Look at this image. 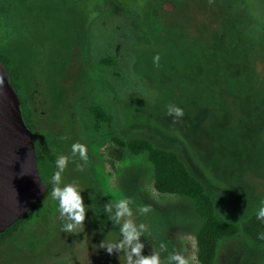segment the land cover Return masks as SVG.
Segmentation results:
<instances>
[{"label":"rangeland","instance_id":"1","mask_svg":"<svg viewBox=\"0 0 264 264\" xmlns=\"http://www.w3.org/2000/svg\"><path fill=\"white\" fill-rule=\"evenodd\" d=\"M218 16L231 19V26L224 23L237 34L228 41L240 47L239 59L225 61L224 52L208 44ZM106 55L117 65L101 66ZM2 56L20 72L16 93L21 113H34L36 147L68 157L61 186L88 188L80 193L83 222H97L98 234L65 231L50 195L0 241V264H126L123 250L109 254L100 246L120 239L104 207L125 197L133 202L131 219L145 226L142 254L163 244L162 260L179 252L197 264L194 234L201 219L193 201L158 193L144 155L121 150L111 167L108 152L119 148L112 137H144L175 151L221 216L241 222L259 210L264 118L236 120L248 114L241 110L247 99L264 113V0H0ZM89 104L112 115L109 127L92 129ZM170 105L183 116L168 115ZM77 143L86 148V162L72 152ZM140 206L149 211L139 213ZM214 264H264V246L244 234L223 239Z\"/></svg>","mask_w":264,"mask_h":264},{"label":"trees","instance_id":"2","mask_svg":"<svg viewBox=\"0 0 264 264\" xmlns=\"http://www.w3.org/2000/svg\"><path fill=\"white\" fill-rule=\"evenodd\" d=\"M224 20H227L229 24L231 22V19L228 17L218 16L214 21L218 24V27H214V25L210 26L211 31L213 32L208 44L211 45L214 52H224L223 58L225 61L239 59V57H241V50H239L240 47L238 45H232V43L228 41L233 35L234 39H237V34L233 32V29H230V27L225 25ZM219 40L222 42L218 43ZM0 61L7 71L9 82L17 92L20 87L19 81L21 79L19 70L7 57H0ZM99 64L101 66H115L117 65V61L112 55H106L99 59ZM263 68L264 60L259 72H262ZM251 100L252 99H247L241 104V110L245 108L248 114H245V116L240 115L236 120L238 124H241L243 119L246 121L250 120L251 122H257L260 118H264V113L258 111L260 106H256V108H252L250 106L251 104L247 106V102ZM20 104L21 100L19 99V105ZM86 113L89 116L90 125L95 132L106 129L112 122V115L99 105H87ZM21 115L24 124L32 132V127H34V113L28 112L24 115L21 113ZM215 117V119H218L220 116L215 115ZM111 139L114 144L119 147L118 149L114 148L108 152L113 158L106 159L105 161H107L111 167L114 168L115 160H120L123 157L122 152L124 150L132 155H144L151 167L153 187L158 193L172 196H183L193 201L194 212L201 219L200 226L194 234V255L197 264H214L221 240L234 238L238 236V234H244L246 239L253 244L264 246V238H261V234H264V221L257 219L258 210L253 211L241 222H236L231 218L228 219L221 216L217 212L218 210L215 202L202 184V181L190 173L187 169L186 163L179 158L175 151L155 146L147 138L139 136L130 137L127 140L119 139L117 137H112ZM34 146L35 153L38 156H41L45 161H48V166L49 164L52 165V158L55 156L52 155L48 149L37 148L35 142ZM54 171L55 170L49 166L46 168L45 172L42 173L44 175L43 180L47 182L49 196L54 187L51 183V176ZM80 188L85 196L88 188ZM41 203L42 202L39 204L36 203L22 217L1 232L0 241L7 238L8 235L22 223L21 221H24L33 210L35 211L37 208L39 209ZM51 224L52 232L56 233L57 230L58 232L61 230L58 222H51ZM83 226L87 229L92 228L93 230L96 228L97 222H83V225L80 227ZM73 233L75 237L80 236L77 229H75V231L73 230ZM51 234L52 233L50 232V236ZM44 235H48V233L46 232ZM36 236L41 238L43 236V231L41 230V232H37ZM62 237L66 239L64 235H62ZM45 238L47 237L45 236Z\"/></svg>","mask_w":264,"mask_h":264},{"label":"water","instance_id":"3","mask_svg":"<svg viewBox=\"0 0 264 264\" xmlns=\"http://www.w3.org/2000/svg\"><path fill=\"white\" fill-rule=\"evenodd\" d=\"M37 169L33 134L24 124L19 99L0 61V233L46 193Z\"/></svg>","mask_w":264,"mask_h":264},{"label":"clouds","instance_id":"4","mask_svg":"<svg viewBox=\"0 0 264 264\" xmlns=\"http://www.w3.org/2000/svg\"><path fill=\"white\" fill-rule=\"evenodd\" d=\"M167 114L175 117L183 116V109L170 105ZM73 154L78 153L83 161H87L86 148L82 144H73ZM68 163V157L60 155L55 160L56 170L51 176V183L54 185L51 191V198L58 201V212L60 218L64 221L62 227L65 231L72 232L77 226L83 225L85 219V207L80 195L82 189L75 183H65L61 186V174L64 172ZM133 204L130 198H121L115 202L106 203L104 212L108 219L119 226L120 239L110 241L107 244L101 242L103 247L109 254L115 249L117 253L121 250L126 255V264H189L185 256L179 252L169 254L165 260L161 259V251L165 250L163 244L160 250L151 254H142L144 244L139 240L145 226L137 224L131 219ZM137 211L146 213L149 209L146 206H140ZM257 219L264 221V201L257 212ZM264 238V234H261Z\"/></svg>","mask_w":264,"mask_h":264},{"label":"flooded vegetation","instance_id":"5","mask_svg":"<svg viewBox=\"0 0 264 264\" xmlns=\"http://www.w3.org/2000/svg\"><path fill=\"white\" fill-rule=\"evenodd\" d=\"M58 156H55V157H53L52 159H53V163H52V165H50L49 164V166L52 168V169H54V170H56V168H55V160H56V158H57ZM36 161H37V169H38V172H39V174H40V176H41V179H42V181L44 182V184H45V186H46V193L41 197V199L38 201V203L37 204H39L40 202H43L49 195H48V186H47V182H45L44 180H43V176H42V173L43 172H45V170H46V168H48L49 166H48V164H47V162L48 161H45L41 156H38L37 154H36ZM84 196V195H83ZM59 220H58V217H56V215H54V219H53V222H58ZM59 223V222H58ZM79 228V229H78ZM96 228H97V226H96ZM75 229H77V231L79 232V234H80V236H82L83 234L84 235H86L85 233L87 232V231H91L92 230V228L91 229H87V228H85V226H83V227H80V226H77ZM75 229H74V231H75ZM96 230L97 229H95L94 231H95V233H97L98 234V232H96ZM91 233V232H90ZM104 235V234H103ZM102 236V235H101ZM102 238H103V236H102Z\"/></svg>","mask_w":264,"mask_h":264}]
</instances>
